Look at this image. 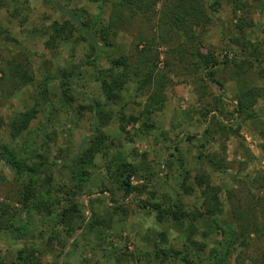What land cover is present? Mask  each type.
<instances>
[{
  "label": "rangeland",
  "instance_id": "rangeland-1",
  "mask_svg": "<svg viewBox=\"0 0 264 264\" xmlns=\"http://www.w3.org/2000/svg\"><path fill=\"white\" fill-rule=\"evenodd\" d=\"M57 1L68 8L99 15L101 19L107 17V10L101 13L99 5L86 0ZM215 1V10L209 15L210 23L200 37L199 52H210L217 59L219 65L214 69L213 80L220 86L194 82V77L182 69L186 61L182 65L169 61L166 47H159L153 56L158 55V69L167 80L164 102L159 111L145 119L141 116L143 92H136L135 85L128 82L120 92V100L109 106L94 80V68L84 63L71 85L78 97L65 105L54 76L57 70H69L81 64L89 48L77 39L76 33L68 41L51 40L52 23L61 24L65 17L46 0H0V72L18 58L27 63L34 81L10 95L13 89L7 78L0 75L3 79L0 80V142H9L13 115L32 107L37 94L46 90L47 96L37 100L38 113L30 123V139L45 160L41 170L49 174L53 158L69 159L82 145L88 146L93 137L90 135L93 118L88 108L91 99L95 98L104 112V119L99 122L104 138L101 152L84 168L86 175L82 185L87 193L79 196L76 202L83 217L73 222L70 233L54 224L55 213L49 217L33 213L26 228L25 211L14 203L17 185L13 175L0 164V203L14 212L12 224L15 228L29 231L19 234L15 230L0 229L3 264H11L15 252L26 245L37 250L41 264H184L182 255L173 257L174 252L185 254L194 264H210L209 249L219 242L216 227L230 226L237 233L234 224L241 211L250 200L264 199L261 193L264 189V78L261 76L264 69V0H240L241 9L235 15L231 12V0ZM139 31L147 35L143 28L133 26L127 34L117 38L116 42L125 53H134ZM243 40L257 46V53L253 54L257 61L248 70H236L237 62L232 55L245 44ZM165 60L168 64L163 67ZM223 61L225 64L221 63ZM106 66L104 59L98 60V68ZM199 84H205V93L201 92ZM244 88L255 89L249 118L234 111L236 98ZM121 115L133 116L137 121L125 125L119 121ZM205 129L209 134L203 137ZM206 157L220 161L224 169L215 171ZM110 162L133 165L142 176L145 168L157 175V179L150 185L141 180L138 185L146 187L140 188V193L125 198L113 195L116 201L113 204L108 193H98L106 181L104 168ZM70 169L57 168L60 182L65 185L72 180ZM196 177L206 178L209 185L218 189L221 209L216 225L207 218L195 223L196 230L190 238L199 246L204 244L202 250L185 240L186 231L176 229L169 221L158 223L153 211L137 205L152 198V202L162 204L163 208L170 207L175 203V192L183 183L195 190L191 195L181 196L183 210L197 209L201 201L196 194ZM54 183L58 181L53 180ZM57 198L63 200L60 194ZM65 206L61 202L59 208L62 210ZM109 208H113L109 224L105 222L102 227L89 230L87 223L91 217L105 220ZM107 226L110 228L106 229ZM237 239L227 254V264H249L248 258L257 255L263 243L252 233L245 238V245L240 244L241 238Z\"/></svg>",
  "mask_w": 264,
  "mask_h": 264
},
{
  "label": "trees",
  "instance_id": "trees-1",
  "mask_svg": "<svg viewBox=\"0 0 264 264\" xmlns=\"http://www.w3.org/2000/svg\"><path fill=\"white\" fill-rule=\"evenodd\" d=\"M47 4L65 17L61 24L53 22L50 27V38L68 41L76 33L77 39L89 48V53L84 57L81 64L73 66L69 70H57L54 79L58 80L60 94L65 105H70L74 94L71 88L73 80L78 76L80 65L94 68V80L99 84L105 102L111 106L120 100V92L128 82L135 85L136 92H143L144 106L141 116L146 117L159 111L164 102L163 90L167 80L166 76L158 69V55L153 56V52L159 47H166V56L169 61L186 65L182 69L190 77H194V82H210L220 86L213 80L214 70L219 63L210 53H200L199 44L202 33L210 23V13L215 8V0H86L87 2L99 5L100 12L107 10V17L101 19L99 15H90L83 9H72L59 3L57 0H46ZM231 12L235 15L240 11V0H231ZM136 26L147 31V35L140 31L137 34L138 44L134 47L133 54L125 53L124 48L117 43L119 35L128 33V30ZM239 48V52L233 54V61H236V70H248L252 63L257 61L253 54L257 52V46L250 44L247 40ZM140 46L139 50L137 49ZM248 49L250 52H248ZM113 53H116L114 56ZM237 56V57H236ZM253 57L255 60H253ZM104 59L106 67L98 68L97 62ZM225 64V62H221ZM163 67L168 62H162ZM173 67H176L175 65ZM235 70V71H236ZM1 77H6L10 90V95L20 92L26 86L33 84V77L28 71V65L20 59L14 60L6 65V70L0 72ZM264 78V69L261 71ZM0 80H3L2 78ZM199 89L205 91L204 86ZM254 88H244L236 98L234 111L243 118H249L251 107L255 101ZM205 93V92H204ZM47 96L46 90H41L37 94L40 97ZM8 97L5 99L7 100ZM32 107L16 112L10 122L7 143L0 142V164L6 167L13 175L12 179L17 188L14 193V203L18 204L25 211L27 222L25 227L30 225L33 213H39L49 217L55 213V225H61L66 232L73 231L71 226L81 216L77 208V198L86 194L85 186L82 185L83 177L86 175L85 167L92 163L94 155L99 154L104 138L99 128L100 121L104 119L101 104L94 98L88 105L93 118V136L88 146L82 145L78 152L69 159L59 160L53 158L49 164L51 173H44L41 166L45 160L37 153L30 139V123L35 119L38 110V101ZM107 119L108 115H107ZM121 123L130 124L137 121L133 116L119 118ZM216 125L219 124L216 122ZM2 120L0 118V127ZM220 127V126H219ZM123 130V127L121 128ZM209 134L207 129L202 136ZM206 162L213 165L215 171L224 169L220 161L207 158ZM71 167L73 176L70 184L65 185L60 182V175L57 168ZM106 181L98 193H108L110 202L115 204L113 195L120 194L125 198L133 193L139 192L140 188H145L144 184L138 183L143 180L147 184H153L157 175L143 168V176L139 174L138 168L128 163L110 162L104 168ZM186 179V178H185ZM53 180L58 181L54 183ZM135 182L136 184H132ZM196 194L201 203L199 207L183 210L184 203L182 195L193 193L190 186L180 184L179 189L174 194V204L170 207H162V204L149 200L140 201L137 205L141 209L154 212L155 220L171 222L176 229L187 232L185 240L195 248L202 250L204 244H197L190 238L196 230L195 223L200 218L212 219L216 225V217L220 214V201L217 197L218 189L209 185L204 177L195 178ZM85 192V193H84ZM140 193V192H139ZM264 195V189L261 192ZM58 194L63 197L59 200ZM152 195V194H151ZM264 197V196H263ZM66 204L61 210L60 203ZM57 209V212L55 210ZM113 209V208H109ZM14 213V212H13ZM8 205L0 203V229L15 230L19 234L27 232L23 228L14 227L12 219L14 216ZM110 213L106 211V219L98 221L93 217L87 223L88 229L102 227V224L110 222ZM93 215V214H92ZM239 215V214H238ZM83 220V219H82ZM105 225V224H104ZM238 229L237 233L230 226H217L219 242L217 246L209 249L208 262L210 264H227V254L230 247L240 239V244L245 245V238L253 234L256 240L263 243V247L257 255L248 258L249 264H264V199L256 197L250 200L249 205L241 211L239 219L234 224ZM78 228V226H76ZM110 227L107 226L106 229ZM29 233V231L27 232ZM246 235V236H245ZM76 241H74L75 243ZM36 251L27 245L15 252V257L11 264H41L36 255ZM181 256L184 264H194L187 260L185 254L174 252L173 257ZM0 264H3L0 260Z\"/></svg>",
  "mask_w": 264,
  "mask_h": 264
}]
</instances>
